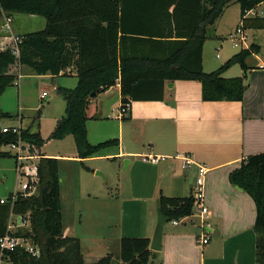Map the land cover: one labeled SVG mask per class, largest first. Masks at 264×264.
<instances>
[{
  "label": "trees",
  "instance_id": "16d2710c",
  "mask_svg": "<svg viewBox=\"0 0 264 264\" xmlns=\"http://www.w3.org/2000/svg\"><path fill=\"white\" fill-rule=\"evenodd\" d=\"M235 2L240 5L242 29L264 28V16L248 15L264 0H0V17L25 13L46 19L43 29L20 35L18 55L0 46V95L16 85L20 66L53 76L67 75V69L73 67L78 78L75 87L57 88L66 101V113L57 119L48 139L31 126L22 128L20 137L31 144L33 152L47 140L72 135L81 159L118 144V138L93 144L87 129L91 94L117 84L123 115L130 112L135 100H163L167 82L175 80L199 81L205 101L243 100L245 74L226 77L224 73L235 64L246 73V59L259 51L258 45L242 48L215 70L206 71L203 65L208 27ZM13 116L0 109V120ZM18 138L12 131L4 132L0 124V147ZM0 155L11 154L1 150ZM38 176V192H18L11 209L23 219L28 215L29 227L9 230L10 206L0 204V237L11 233L29 238L40 253L33 255L20 246L0 249V264H86L80 239L64 234L58 159L42 157ZM229 179L255 202L256 260L264 264V152L244 158ZM8 199L12 200V194ZM159 207L170 220H179L193 215L194 197L161 194ZM155 254L149 237L120 240L121 264H149ZM112 258L108 254L94 264H111Z\"/></svg>",
  "mask_w": 264,
  "mask_h": 264
},
{
  "label": "crops",
  "instance_id": "0c3cea01",
  "mask_svg": "<svg viewBox=\"0 0 264 264\" xmlns=\"http://www.w3.org/2000/svg\"><path fill=\"white\" fill-rule=\"evenodd\" d=\"M263 4L251 10L248 15L254 16V13L258 15L257 9ZM11 17L12 33L24 34L17 31L14 24L16 17L14 15ZM3 18V16L0 17L2 24ZM2 24L0 23V42L5 34ZM42 25L43 28L46 26L45 18ZM253 29H243L247 36L246 41L247 33ZM246 41V45L241 42L245 45L244 48L256 44L259 46V51L248 56L246 62L249 69L246 73L240 71L239 74V76L245 74L247 86L243 100L205 101L202 98V85L199 81L175 80L167 82L163 100H135L132 102L130 112L123 115L120 112L121 89L120 84H117L96 96H91L87 109L89 141L97 144L118 138L117 151L112 152V148L108 146L95 156L81 159L77 157V153L74 155L50 154L45 151L47 142L38 148L40 153L38 160L42 157H51L57 158L59 162L73 159L77 162L82 160L81 163H83L100 157L118 158L114 162H118L121 167L120 162L125 159L124 170L128 172L129 184L126 193L118 197L121 200L117 210V224L120 232L116 238V247L119 248L115 251L119 257L122 237L146 236L150 238L151 243L158 223L161 194L170 197H185L193 194L197 173L195 166H184L183 159L179 157L183 154L189 156L195 163L207 167L204 204L208 206L210 212L201 215L198 207L194 206L193 215L167 221L163 227L161 249L157 251L151 249L156 254L149 264H260L256 260L255 202L249 193L231 183L229 179L230 172L239 167L244 158L264 152V56L260 44L256 42L248 44ZM206 43L207 40L203 51L205 70ZM26 68L28 67H19L20 76L16 83L19 88L18 108L11 110V103H9L11 97L6 95L10 87L0 95V109L14 115L9 118L12 123L6 124L5 120L8 118H2L0 124L1 126H20L24 129L31 126L33 131L39 130L41 133V125L33 126L32 120L30 121L21 112L23 110L22 84H25L22 79L27 75H33L23 74ZM230 70L231 67L225 71L224 75L230 73ZM17 71L16 69L15 72ZM44 75L51 76V74ZM54 77L58 79L59 86L75 87L78 82L73 67L67 69V75L61 73ZM65 79L68 82L64 81ZM112 94L115 95L112 96ZM48 96L47 92L41 100H46ZM118 111L119 114L114 116V113ZM112 121H117V131H111ZM107 124L109 125L106 126ZM116 135L118 137H113ZM1 150L3 149L0 147ZM3 151L10 152L11 155H0V162L5 160L3 157H13L16 167L17 160L14 153L10 149ZM144 156L164 158L153 162L143 159ZM89 169L91 168L88 167ZM98 172L106 177L102 171ZM107 181L109 182V179ZM36 190L37 188L31 194L36 193ZM11 191L9 193L13 194L14 192ZM8 197L0 195V200L6 199L4 203L0 201V204L10 206L7 218L8 229L14 232L20 228L29 227L28 224L23 223L28 215L25 219L22 216L19 220V215L11 211L13 202ZM61 205H63L62 198ZM20 221H22L21 224ZM63 224L65 236L80 239L86 264H94L108 254L113 255L110 248L112 239L110 236L79 232L74 222L73 226H67L64 217ZM204 237H208L207 243L201 242Z\"/></svg>",
  "mask_w": 264,
  "mask_h": 264
},
{
  "label": "rangeland",
  "instance_id": "374dc122",
  "mask_svg": "<svg viewBox=\"0 0 264 264\" xmlns=\"http://www.w3.org/2000/svg\"><path fill=\"white\" fill-rule=\"evenodd\" d=\"M257 12L258 15L256 13L253 15L264 16V4L257 9ZM13 15L16 17L14 24L18 32L26 33L43 28L42 21L44 18L41 16L32 17L21 13H15ZM0 23L2 24V21ZM238 27H241V9L239 3L235 2L225 10V13L217 20V23L208 27L206 71L215 70L229 57L245 47V43V45L240 43L235 46L229 39V34L234 33ZM247 34L248 40L246 42L248 44L252 42L260 44L264 56V28L261 30H249ZM28 71L31 70L26 68V71L22 73L35 74ZM240 71L243 72L241 66L235 64L231 67L230 73L224 76H239ZM33 75H27L22 79L25 84H22L23 110L21 112L30 121L32 120L33 126L37 127L40 124L42 135L48 139L57 119L66 113V101L63 95L57 90L60 83L56 77L52 75ZM64 81L68 82L67 79ZM18 89L17 85L10 86L9 92L6 94L8 95L7 97H11L9 101L11 103V110H13L12 108H18ZM44 90L48 92L49 96L46 100L42 101L40 96ZM118 114L119 111L115 112L114 116ZM5 121L6 124L12 123V120L9 118ZM110 127L112 132L113 130L117 131V121H112ZM65 138L60 140H47L45 151L50 154H76L77 150L73 136L68 135ZM1 148L3 150L10 149L14 153V150L9 145H3ZM108 148H112V152H115L118 149V145L114 144ZM36 151L38 152V149ZM3 158L5 160L0 162V195L8 197L10 190H12L11 192L20 190L22 183L27 178L18 175L16 167L14 166L15 158ZM116 159L100 157L98 159L86 160L83 163L73 159L60 161L59 175L61 177L62 213L67 226H73L74 222V226H77L76 229L79 232L110 236L112 238L110 248L114 256L112 264H121V259L117 251H115L119 248L116 247V238L120 232V227L117 224V210L121 200L118 197L126 193L129 180L128 172L124 170L125 159L121 160V167L118 165V162H114ZM88 167L91 169L88 170ZM98 171H102L108 177L109 182L105 176L98 174Z\"/></svg>",
  "mask_w": 264,
  "mask_h": 264
},
{
  "label": "built area",
  "instance_id": "2783aa9c",
  "mask_svg": "<svg viewBox=\"0 0 264 264\" xmlns=\"http://www.w3.org/2000/svg\"><path fill=\"white\" fill-rule=\"evenodd\" d=\"M3 24L2 29L5 32L3 35V40L0 42V46L2 49L10 48L13 53L16 55L19 54V43L22 41V37L20 35H14L12 33V17L3 15ZM245 31L238 27L234 33L229 34V39L234 42L235 45H239L241 42L245 43L246 41ZM47 95V92L44 91L41 98L43 99ZM125 110V109H124ZM121 112V111H120ZM2 130L4 132L12 131L19 135L17 142L10 143L12 150H14V155H16V170L18 175L25 176L27 178L21 185L20 191L14 192L12 194V202H14L18 196V192L23 194H31L33 190L37 188L38 184V165H39V152H37V148L34 147V151H31V144L27 141H24L21 137L22 127L20 126H2ZM180 158L184 161L185 167H193L195 166V170L197 173V177L194 181V206L198 207V210L201 215L209 213L210 210L207 205L204 204L205 199V174L207 172V167L202 164H197L187 155L180 154ZM164 157L160 156H149L143 157L145 160H151L153 162H158ZM2 203L6 201V199L0 200ZM177 223V221H174ZM24 224L30 225L28 219L23 221ZM202 243L208 242V237H204L201 241ZM17 246L24 247L27 251L32 253L33 255H39L40 250L32 244L29 238L12 235L11 233H6L4 236L0 237V249L4 250H13Z\"/></svg>",
  "mask_w": 264,
  "mask_h": 264
},
{
  "label": "water",
  "instance_id": "95a60500",
  "mask_svg": "<svg viewBox=\"0 0 264 264\" xmlns=\"http://www.w3.org/2000/svg\"><path fill=\"white\" fill-rule=\"evenodd\" d=\"M95 95H96L95 92H93L91 94V96H95ZM127 162L128 161H126V163ZM98 174L102 175L99 172H98ZM18 219L21 220L22 219V216L19 215L18 216ZM167 221H170L169 217L165 216L163 214V212H162L161 209H158V223H157V226H156L154 235H153L152 240H151V243H150V248L153 249V250H155V251L161 249V246H162V237H163V227H164V224ZM19 223L21 224L22 221H20Z\"/></svg>",
  "mask_w": 264,
  "mask_h": 264
}]
</instances>
